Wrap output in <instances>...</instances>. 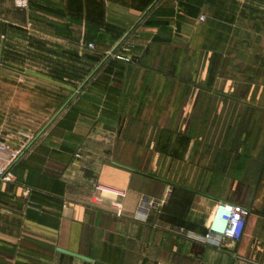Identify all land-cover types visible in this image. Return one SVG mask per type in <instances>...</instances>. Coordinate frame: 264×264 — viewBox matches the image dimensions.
<instances>
[{
	"label": "crops",
	"instance_id": "obj_1",
	"mask_svg": "<svg viewBox=\"0 0 264 264\" xmlns=\"http://www.w3.org/2000/svg\"><path fill=\"white\" fill-rule=\"evenodd\" d=\"M90 43L101 55L123 49L137 58L126 61L132 68L157 79L164 65L140 58L170 49L167 76L194 88L174 72L181 52L229 60L238 74L261 66L264 0H30L27 10L0 0V137L14 148L35 137L14 182L0 184V264H49L52 250L63 264H90L59 249L105 264H264V98H179L177 92L169 126L157 125L164 111H149L152 98H20V88L67 86L69 69L82 85ZM211 67L216 70L210 61L203 67L206 82ZM124 81L146 86L140 78ZM182 114L198 120L176 133L188 132L186 159L176 154L181 149H164L148 137L174 133ZM185 161L187 187L158 170ZM98 185L127 196L100 193ZM143 198L155 204L146 220L136 216ZM115 201L123 205L122 218L110 206ZM218 202L248 211L240 241L200 244L176 233L203 234Z\"/></svg>",
	"mask_w": 264,
	"mask_h": 264
},
{
	"label": "rangeland",
	"instance_id": "obj_2",
	"mask_svg": "<svg viewBox=\"0 0 264 264\" xmlns=\"http://www.w3.org/2000/svg\"><path fill=\"white\" fill-rule=\"evenodd\" d=\"M168 51L170 52L171 50H158V53L160 52V55H143L142 58H140L142 64L146 63L148 65L154 66L155 68L158 65H164L160 67V69H163L164 75H159L160 79H157L155 75H142L141 71L135 70V67L132 68L131 65H129L126 61L119 59L128 57L126 55L127 53L123 49H116L110 54L104 55L97 54L95 50H86L84 53V69L82 72V79L84 80V83L82 85L79 86L78 84H75L74 81L76 71H71V69H69V71L67 72L69 80L67 86H53L51 87V90L46 87L38 86L35 88H20V92L23 91V94L20 93V98H124V96H126L125 98H150V100L152 98V101L148 105V108H150L149 111L153 113L152 110L155 111V106H160V108L163 107L164 111L163 119H157L158 126L171 125L170 109L172 105V98H177V92L180 93L179 98H264V66H262L264 65V61L261 62V66L256 69L254 73H252L250 69H247V71H245L243 74H238V72L232 68L229 60H220L216 57L212 60H208L207 57L202 55H193L181 52V54L177 56L179 61V68H177V70L174 72L180 77L181 80H189L196 86L193 88V86L191 85L182 86L179 84L178 87L176 82L172 81L168 77L172 72L166 70L167 68L165 67V64L168 63V60L171 56ZM134 59L137 60V58H132L130 61H134ZM116 61L125 62L126 65L121 66V64L116 63ZM209 61L214 64L216 70H213V68L211 67L212 69L207 77L208 82H206L207 80L204 81L205 71L203 70V67ZM220 66L223 67L222 70H220ZM252 74H254V77L251 78ZM125 78L144 79L146 80V86L144 85L140 87L139 85H132V81L126 84L124 81ZM31 91L32 93H30ZM47 91L49 92V94H47ZM224 91L227 92L225 93ZM9 95H11V93ZM152 119V117L149 119L150 123L155 122V120ZM197 121L198 120L196 119H188L187 115L182 114L179 122L173 124V127L175 128V134L166 133L152 136L149 135L148 137L155 145H160L162 141V143L164 144V149H181L178 151L180 154H176L181 158L186 159V150L188 149L187 139L189 137L187 129L189 128V126H195L197 124ZM224 121L228 122V126L232 125L233 116L231 118L229 114L228 119H224ZM262 121L263 120H261V122ZM248 122L249 124L247 123V125H251V120L248 119ZM180 127H183L187 130L186 134H176ZM1 137V141H4L12 146L9 142ZM133 137L134 136H132V138ZM197 138L202 139L203 135H198ZM178 139H181V141L179 143H176ZM34 140L35 137L31 138L30 136L29 142L25 146L30 148L31 143ZM27 141L28 140H25V142ZM174 145H176V147ZM232 147L234 146L232 145ZM182 149H185V151ZM198 151L199 153L202 152L201 146L199 147ZM150 153L151 152H148V154ZM152 154L154 156L156 153L152 152ZM166 157L167 156L162 157L161 155V158ZM158 170L161 172V174L166 173L167 175H172V179L175 180V184L181 186H179L180 189L184 186L187 187V182L185 181L187 180L188 173L187 161H185V163H181L179 167H173L164 164L163 166H160ZM159 171H157L156 168L149 169V173L151 174L154 173L158 175ZM227 189L228 192H230L229 184ZM182 230L186 232L184 228H179L176 233L181 237L186 238V235ZM54 255L55 251L52 250L51 255L49 256V261L52 262L49 264H63V262H59L58 259H55Z\"/></svg>",
	"mask_w": 264,
	"mask_h": 264
},
{
	"label": "built area",
	"instance_id": "obj_3",
	"mask_svg": "<svg viewBox=\"0 0 264 264\" xmlns=\"http://www.w3.org/2000/svg\"><path fill=\"white\" fill-rule=\"evenodd\" d=\"M15 7L20 10H27L30 5V0H14ZM200 21H205V17L201 16ZM87 49L95 50V45L90 43L87 45ZM121 60L129 62V58H119ZM28 147L22 146L20 148H14L4 141L0 140V183H12L14 182V169L18 166L19 162L25 157ZM77 158H81L80 153L76 154ZM96 191L100 193H107L116 196L118 199H124L127 196L125 190L116 188H110L103 185L96 186ZM30 190H28V193ZM167 190L161 203H165L169 197ZM104 199L97 198L95 203H103ZM154 202L143 198L136 216L139 219L146 220L150 210L154 208ZM111 208L114 209V215L118 218L123 217V205L119 201L111 203ZM248 211L239 206L230 203L218 202L213 212L206 223L205 232L203 234L183 231L187 239L200 244H208L212 240H230L234 243L241 240L245 229ZM220 248V247H219Z\"/></svg>",
	"mask_w": 264,
	"mask_h": 264
},
{
	"label": "water",
	"instance_id": "obj_4",
	"mask_svg": "<svg viewBox=\"0 0 264 264\" xmlns=\"http://www.w3.org/2000/svg\"><path fill=\"white\" fill-rule=\"evenodd\" d=\"M58 251L60 253H62V254H65V255L73 257V258L80 259V260L85 261V262L90 263V264H105V263H102V262H99V261H95V260H93L91 258H88L86 256H82V255H79V254L71 253V252H68V251H65V250L59 249Z\"/></svg>",
	"mask_w": 264,
	"mask_h": 264
},
{
	"label": "trees",
	"instance_id": "obj_5",
	"mask_svg": "<svg viewBox=\"0 0 264 264\" xmlns=\"http://www.w3.org/2000/svg\"><path fill=\"white\" fill-rule=\"evenodd\" d=\"M181 6H183L184 9H187V7H188L187 4H182V3H181ZM146 25H149V26H162V25H166V22H161V21H148V22H146ZM154 41L155 42H158L159 41V42H164V43L170 42V40H159L158 38H155ZM116 63L121 64V66L126 65L125 62H121V61H116ZM180 225H182V224H180ZM183 226H184V224H183Z\"/></svg>",
	"mask_w": 264,
	"mask_h": 264
}]
</instances>
